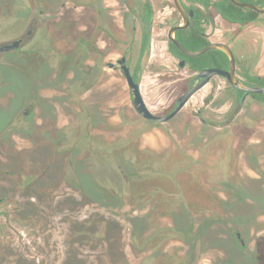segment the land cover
Listing matches in <instances>:
<instances>
[{"label": "flooded vegetation", "instance_id": "flooded-vegetation-1", "mask_svg": "<svg viewBox=\"0 0 264 264\" xmlns=\"http://www.w3.org/2000/svg\"><path fill=\"white\" fill-rule=\"evenodd\" d=\"M227 1L234 5L230 0H0V264H83V233L65 230L63 217L67 206H83L84 193L93 205H134L135 212L152 204L164 205V199L156 203L159 196L149 200L156 190L142 187L145 174L114 144L147 134L140 126L129 127L131 114L146 125L166 128L161 135L164 139L180 142L215 126L204 117L202 107L186 110L192 99L206 90L203 106L223 95L231 99L233 109L229 119L219 124L222 128L232 124L247 102L264 109L257 99L264 94L237 89L221 74L211 76L167 120L145 119L133 107L134 94L124 70L137 85L149 113L159 119L168 116L178 99L202 81L197 75L203 70H229L223 52L208 49L189 56L173 40L192 53L214 43L227 46L235 77L247 87H264L249 81L264 74L256 73L261 61L256 59L254 38L242 34L243 29L263 21L264 12L234 5L254 12L256 18L246 23L229 22L217 9V4ZM237 1L264 8V0ZM62 25L68 33L58 32ZM179 26L183 27L175 29ZM230 28L236 33L228 31ZM261 29L264 31V26ZM158 59L175 63L178 72L174 70L163 79H180L181 87L162 111L155 112L145 100L144 86L148 61L156 63ZM19 82L27 97L17 101ZM195 120L201 130H195ZM84 125L89 127L86 142L92 147L88 152L101 158L92 181L84 175L81 160ZM260 128L264 129V122ZM180 129L187 134L182 135ZM193 131L197 134L192 135ZM256 142L264 143V138L256 136ZM260 162H256V177L228 178L224 184L231 193L225 200L214 198L222 214L236 207L239 211L232 216L239 259L226 258L218 264H264V242L261 248L259 244L254 247L247 255L251 261L245 262L248 246L241 238L243 230L249 231L252 211L264 208V164ZM191 184L197 185L195 177ZM145 191L150 194L144 195ZM205 196L210 198L207 204H188L195 214L210 213L211 197ZM185 199L168 202L181 206ZM25 207L29 214L20 215ZM214 210L211 219L201 216L192 243L206 236L212 224L224 220ZM108 255L116 259L114 253Z\"/></svg>", "mask_w": 264, "mask_h": 264}, {"label": "rangeland", "instance_id": "rangeland-1", "mask_svg": "<svg viewBox=\"0 0 264 264\" xmlns=\"http://www.w3.org/2000/svg\"><path fill=\"white\" fill-rule=\"evenodd\" d=\"M262 26L264 19L253 28H245L242 31V34L249 39L254 38L252 41L258 53L256 59L261 61L256 73L260 74H264ZM228 31L232 34L236 33L235 28H230ZM58 32L68 33V28L62 25ZM54 36L53 34L46 40H51ZM158 60L156 63L148 61L144 86L145 100L155 112L162 111L178 94L181 87L180 79H163L166 74L172 75L171 72L174 70L178 72L175 63ZM182 74L183 72L180 73L181 77ZM17 87L20 90V94L16 95L17 101L23 100L27 97V92L24 93L25 91L22 90L21 82L17 83ZM207 94L206 90L200 97L193 98L186 110L202 107L204 117L215 123V126H207V133L199 132V137L188 138L189 141L171 142L164 139L161 135L167 132L166 128L146 125L131 114L129 127L140 126L147 134L138 137L132 135L131 141L114 144L119 146L121 155L126 160L129 157L142 174H145L142 175L145 177L142 179V187L156 190L152 198L142 196V199L155 200L159 196L156 203L164 199L165 201L162 202L164 205L152 204L135 212L134 205L119 207L93 205L91 203L93 201L84 193L83 206H67L63 217L65 230L83 233V264H218L220 260L226 258L239 259L238 242L233 234L236 223L232 218L235 213L239 214L238 207L234 208V211L229 209L222 214L221 208L215 205L214 198L223 197L222 200H225L227 194L231 193L230 190L225 189L224 181L228 178L237 181L240 176H245L252 180L256 177L254 170L257 167V160L261 161L260 164H264V143L256 142V136L264 138V129L260 128L264 122V109L247 102L232 124L222 128L219 124L229 119L233 109L231 99L229 95H223L218 97L216 102L203 106V99L208 96ZM198 124L196 120L192 123L195 130H201L202 127ZM88 129L89 127L84 125L85 147L81 160L85 163L84 175L89 176L88 180L92 181L99 166L97 160L101 158L97 159L88 152V150L92 152L91 143L86 142ZM194 131L192 135L197 134ZM179 132L182 134L181 129ZM184 133L187 134L186 131ZM248 139L253 140L248 141ZM71 153L75 155L74 146ZM194 177L197 180L195 186L191 184ZM99 183L105 186L102 181ZM145 194L150 193L145 191ZM206 194L211 197V202L208 204L211 208L210 213L195 214L188 204H207L210 198L205 196ZM183 197L186 198L184 205L179 206L181 203L173 205V202H168L173 199L176 202H183L181 200ZM129 203L131 200L128 205ZM213 208L217 209L214 211H217L216 214H221L224 220L212 224L206 236L203 234L198 243H192L194 230L199 227L202 217H211ZM247 209L250 212L253 207ZM19 213L27 215L29 211L25 207ZM252 213L249 231L243 230L241 235L248 246V249L244 250L245 262L251 261L247 255L252 254L254 247L259 244L258 247L261 248L260 243L264 242V231H261L264 228V208L256 209ZM229 223L231 226L228 227ZM112 251L116 259L108 255L113 254ZM66 255L70 258L68 254ZM41 256L43 255H37L38 258Z\"/></svg>", "mask_w": 264, "mask_h": 264}, {"label": "water", "instance_id": "water-1", "mask_svg": "<svg viewBox=\"0 0 264 264\" xmlns=\"http://www.w3.org/2000/svg\"><path fill=\"white\" fill-rule=\"evenodd\" d=\"M234 5L238 6V7H242V8H246V9H253L256 12L259 13H263L264 12V8H258L252 4H245V3H241L237 0H230ZM177 7L178 4L176 2ZM186 23V20H185ZM185 26V24H184ZM183 26H179V27H175L176 28H182ZM170 38H172V34H170ZM173 42L175 43V45L186 55L189 56H197L200 55L201 53H203L204 51L208 50V49H216L219 50L221 52H223L229 59V63H230V68L228 71H217V70H213V69H206L203 70L199 75H197V78H202V81L194 86L193 88H191L187 93H185L184 95H182L179 99H178V105L174 108V110L166 117L159 119L157 117L152 116L149 111L147 110V108L145 107L141 96L139 94L138 91V87L137 85L132 81L131 77L129 76L127 70H124V74L126 76L127 82L129 84V86L132 89V92L134 94V99H133V107L135 108V110L138 112L139 115H141L142 117H144L145 119H149V120H158V121H164L169 119L170 117H172L185 103L186 101L190 98V96L197 90L199 89L201 86H203L211 76H213L214 74H221L222 76H224L231 84L232 86H234L237 89H240L246 93H252V94H264V87H247L245 85H243L236 77L234 74V60L231 54V51L229 50V48L221 43H214V44H210L207 47H205L203 50L199 51V52H189L187 51L182 45H180L179 43H177L176 41L173 40ZM180 65H183V63L181 62Z\"/></svg>", "mask_w": 264, "mask_h": 264}, {"label": "trees", "instance_id": "trees-1", "mask_svg": "<svg viewBox=\"0 0 264 264\" xmlns=\"http://www.w3.org/2000/svg\"><path fill=\"white\" fill-rule=\"evenodd\" d=\"M218 11L222 14L225 20L229 22L246 23L256 18V14L252 11H244L241 8L235 7L230 2H221L217 4ZM249 81L256 83L258 86H264V77L249 78ZM257 99L264 103V95H258Z\"/></svg>", "mask_w": 264, "mask_h": 264}]
</instances>
